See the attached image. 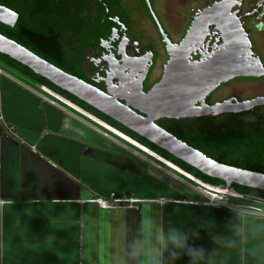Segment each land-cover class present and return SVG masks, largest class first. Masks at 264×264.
I'll list each match as a JSON object with an SVG mask.
<instances>
[{
	"label": "crops",
	"instance_id": "0c3cea01",
	"mask_svg": "<svg viewBox=\"0 0 264 264\" xmlns=\"http://www.w3.org/2000/svg\"><path fill=\"white\" fill-rule=\"evenodd\" d=\"M0 69V264H126V245L146 214L165 227L204 212L223 225L230 215L200 207L203 196L170 165L94 125L65 96L1 59ZM112 193L138 198L140 209L100 208L96 198ZM244 223L236 248L222 250L216 264H258L248 252L264 246V221ZM202 236L198 243L210 248ZM158 257L146 249L143 264Z\"/></svg>",
	"mask_w": 264,
	"mask_h": 264
},
{
	"label": "flooded vegetation",
	"instance_id": "af4514ba",
	"mask_svg": "<svg viewBox=\"0 0 264 264\" xmlns=\"http://www.w3.org/2000/svg\"><path fill=\"white\" fill-rule=\"evenodd\" d=\"M221 1L195 0L175 8L168 0H0V34L133 106L142 101L140 92L146 97L163 79L193 22ZM227 6L231 11L223 15L239 22L250 39L252 54L246 60L253 65L260 59L264 66V0H235ZM213 20L188 46L191 62L209 60L225 48L224 23ZM257 72L198 97L193 115L161 117L155 124L218 164L264 174V68ZM118 124L133 144L203 182L205 174L197 167ZM236 185L230 189L236 191Z\"/></svg>",
	"mask_w": 264,
	"mask_h": 264
},
{
	"label": "water",
	"instance_id": "95a60500",
	"mask_svg": "<svg viewBox=\"0 0 264 264\" xmlns=\"http://www.w3.org/2000/svg\"><path fill=\"white\" fill-rule=\"evenodd\" d=\"M234 1L224 0L217 3L215 7L206 9L193 22L179 49L173 52L163 79L152 88L146 97L141 92L139 93L138 97L142 100L139 105L122 104L117 97L66 73L1 34L0 53L30 68L37 75L166 149L174 156L192 164L203 174L225 181L227 188L237 183L241 186L252 185L253 187L248 188L262 190L264 189V174L218 164L155 124V120L161 117L181 118L193 115L194 103L198 97L205 96L222 82L235 77L259 75L257 71L264 68L260 59H256L253 65L246 60L251 56L252 50L245 29L239 22H229V16L223 15L231 11V7L227 5ZM214 17H218L219 21L224 23L222 28L226 35L225 48L223 47L220 53L209 60L191 62L187 52L188 46L196 36L209 29L214 23ZM230 18L232 19L231 16ZM134 108L148 116L138 114ZM257 184L260 187H255Z\"/></svg>",
	"mask_w": 264,
	"mask_h": 264
},
{
	"label": "clouds",
	"instance_id": "9594fccd",
	"mask_svg": "<svg viewBox=\"0 0 264 264\" xmlns=\"http://www.w3.org/2000/svg\"><path fill=\"white\" fill-rule=\"evenodd\" d=\"M246 187H253L245 184ZM260 187V185H255ZM264 190V189H262ZM252 202L233 203L222 197L205 200L200 207L205 209L223 208L230 215L223 225H220L214 214L204 212L194 216L189 225H177L172 220H157L151 214L142 216L139 220L140 235L130 240L126 245V264H143V256L147 250H158L159 257L154 264H177L182 258H187V264H216V257L222 250H232L237 246V238L245 231V220L264 221V198H254L252 193L246 194ZM264 225L257 227V231ZM206 234L211 247L198 243ZM243 252V250H241ZM248 256L258 264H264V246H259L248 252ZM242 260L247 256L242 255Z\"/></svg>",
	"mask_w": 264,
	"mask_h": 264
},
{
	"label": "built area",
	"instance_id": "2783aa9c",
	"mask_svg": "<svg viewBox=\"0 0 264 264\" xmlns=\"http://www.w3.org/2000/svg\"><path fill=\"white\" fill-rule=\"evenodd\" d=\"M3 70L0 69V73H2ZM52 103H55V101L51 100ZM106 136H109L107 132H104ZM161 159V158H160ZM162 162L166 163L164 160H161ZM159 168H163L162 165L157 164ZM191 184V183H190ZM199 193L203 196L204 201L208 199H215L216 197H222L224 199H227L229 201L233 199H248V196H242L239 193H237L234 189L227 188L224 185L216 186L211 185L207 183L201 182L199 185H193L191 184ZM225 191L226 193H224ZM96 203L100 208L104 209H116V208H132L139 210L141 205V200L138 198L132 196V195H121L118 196L116 193H112L108 197H98L96 198Z\"/></svg>",
	"mask_w": 264,
	"mask_h": 264
},
{
	"label": "rangeland",
	"instance_id": "374dc122",
	"mask_svg": "<svg viewBox=\"0 0 264 264\" xmlns=\"http://www.w3.org/2000/svg\"><path fill=\"white\" fill-rule=\"evenodd\" d=\"M193 1H195V0H168V2H170L172 5H175V8H183V7H185L184 6L185 4L191 3ZM1 59H3V58H1ZM71 101H74V99H72ZM85 111L87 113H89L92 117H90L89 115H87L84 112H80L81 115L83 117H85L86 119H88L89 121H91L94 125H96V126L102 128V129L108 131L111 135H113L117 139H120V140H123V141H128V140L132 141L128 136H126L129 133L127 131L123 130L122 127L119 126L118 122H116L112 118L107 117V116H102V115H100L99 112H97V111H95V110H93L91 108H88V107H87V109H85ZM95 118H97V119H95ZM124 134H126V135H124ZM123 137L126 138V139H128V140H124ZM150 157L153 158L156 161H160V159L154 158V156H150ZM160 163H161V161H160ZM166 167H168V165H166ZM172 170L175 172L174 175L175 176H178L179 175L180 176L179 178L183 182H185V181L188 180L193 185H199V184H201V182H199V181H197L195 179H192L189 176L184 175L179 170H176V169H173V168H172ZM169 173L172 174V172H170V171H169ZM201 178H202V176H201ZM231 202H236V203L248 202V203H251L252 201L251 200H234L233 199V200H231Z\"/></svg>",
	"mask_w": 264,
	"mask_h": 264
},
{
	"label": "trees",
	"instance_id": "16d2710c",
	"mask_svg": "<svg viewBox=\"0 0 264 264\" xmlns=\"http://www.w3.org/2000/svg\"><path fill=\"white\" fill-rule=\"evenodd\" d=\"M1 58H3V59H1ZM0 59L1 60H4L8 65L14 67L15 69L20 70L21 72H23L27 76H29L32 79H34L39 84L44 85L45 87L49 88L50 90L54 91L55 93H58L60 95H63L67 99H69V98L70 99L71 98L74 99V101H72V102L75 103V104H77L78 106H80L82 109L85 110V109H87V107L90 108L87 104L81 102V100H79L77 97H75V96L69 94L68 92L60 89L59 87L55 86L50 81H48L47 79H45V78L37 75L36 73H34L30 68L21 65L20 63H18L17 61L13 60L12 58L5 57L4 55L1 56V54H0ZM100 115H102V114H100ZM102 116H104V115H102ZM167 157L170 158L169 156H167ZM201 176L204 179V180L202 179V181L204 183H207V184L220 186V185H223V183H224L221 180L211 178V177H209L207 175H201ZM235 189H236L237 192H239L241 194H249V193H252L253 196L264 198V191L263 190L253 189V188H248V187H243V186H240V185H236L235 186ZM234 200H236V199H234ZM237 200H243V199H237Z\"/></svg>",
	"mask_w": 264,
	"mask_h": 264
},
{
	"label": "bare ground",
	"instance_id": "6f19581e",
	"mask_svg": "<svg viewBox=\"0 0 264 264\" xmlns=\"http://www.w3.org/2000/svg\"><path fill=\"white\" fill-rule=\"evenodd\" d=\"M224 193H226L225 191H223Z\"/></svg>",
	"mask_w": 264,
	"mask_h": 264
}]
</instances>
